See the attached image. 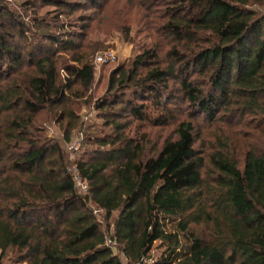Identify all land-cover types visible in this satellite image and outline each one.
<instances>
[{"label":"trees","instance_id":"16d2710c","mask_svg":"<svg viewBox=\"0 0 264 264\" xmlns=\"http://www.w3.org/2000/svg\"><path fill=\"white\" fill-rule=\"evenodd\" d=\"M1 1L0 264L8 253L25 264H264V0L128 2L155 42L94 102L103 136L72 109V88H90L93 66L75 42L85 34L64 28L71 16L98 22L123 0ZM37 3L53 7L48 21ZM88 10L97 15L75 16ZM56 53L78 64L64 81ZM43 110L62 139L41 127ZM133 122L174 124V137L130 135ZM78 129L95 150L70 164Z\"/></svg>","mask_w":264,"mask_h":264},{"label":"rangeland","instance_id":"374dc122","mask_svg":"<svg viewBox=\"0 0 264 264\" xmlns=\"http://www.w3.org/2000/svg\"><path fill=\"white\" fill-rule=\"evenodd\" d=\"M1 1V0H0ZM11 5L12 8L18 9L20 3L23 0H2ZM1 1V2H2ZM132 0H123L125 3L124 6L116 5L112 6L109 9V12L106 11L97 22V18L91 22L90 20H85L80 22L77 18L71 16L67 17L65 31H77L78 33H84L85 36L76 39L75 42L81 44L78 51L85 52L88 57V62L93 66V81L88 90H83L81 84L77 81L73 86V92L71 93L72 109L76 112L79 117V124L90 126V131L95 132L99 136L110 135V128L104 126V122L101 118L98 117V112L94 107V102L105 95L107 90L108 78L119 67L128 66L132 60L139 55L142 50L149 44L155 42L153 33L151 30L145 27V20L142 19L140 13L133 10L128 2ZM155 2L154 4H156ZM120 4V3H119ZM36 14L39 18L46 17L45 21H48L51 14H44L53 9L50 5H44L37 3ZM20 9V8H19ZM22 17L28 19L31 22L30 13L28 11L20 10ZM93 14L94 16L97 13L93 11H77L75 16L87 17ZM142 14V13H141ZM101 17V16H100ZM104 19V20H103ZM71 25V26H70ZM88 26V27H87ZM83 27H86L83 29ZM128 27L130 31L129 35L126 36L122 29ZM53 32L58 31L55 27L51 26ZM113 51L116 53L117 58L109 63L104 65H98L94 62V57L97 53ZM55 59L57 60V69L59 72V77L63 81L66 79L67 74L65 66L72 65L74 68L78 66L76 61H70L67 53H56ZM68 94L70 92L68 91ZM67 94V95H68ZM130 95V94H126ZM188 110L186 109L183 114V108L180 113L177 114L178 117L183 118L186 116ZM182 113V114H181ZM90 114V115H89ZM85 115H88L84 118ZM184 115V116H183ZM41 119V127H44L48 130V133L51 134L56 139H62V131L57 123L55 122V117L53 115V110H43L38 116ZM246 119H250L247 117ZM207 119L205 116L198 118V124L201 125L204 129V134L207 135ZM143 125V126H142ZM246 131L247 128L243 129ZM237 131H240L238 128ZM142 132H147L150 135V140L157 143L159 139L165 137H174V124H171L163 128H149V126L144 124H139L133 122L130 128V135L137 133V136L141 135ZM72 140L69 143H66L65 148L68 153V160L71 163L77 160H88L92 158V152L95 150L93 146H88L84 143V135L82 131L76 130L72 134ZM206 139V136L204 137ZM73 145L74 148L69 147ZM82 145V146H81ZM91 147V148H90ZM197 151L201 152L202 148L199 145V141L196 142ZM98 220L105 225L103 216L99 213ZM18 256L14 253L6 254L3 263L4 264H25V262L18 263Z\"/></svg>","mask_w":264,"mask_h":264},{"label":"built area","instance_id":"2783aa9c","mask_svg":"<svg viewBox=\"0 0 264 264\" xmlns=\"http://www.w3.org/2000/svg\"><path fill=\"white\" fill-rule=\"evenodd\" d=\"M116 58H117V55L115 52L105 51V52L97 53L94 57V62L98 65H104V64H109V63L113 62ZM87 116L88 115H85L84 118H86ZM69 147L74 148L73 145H70ZM68 172L71 173V175L73 177L77 192L80 195L86 194L87 193V182L80 177L76 166L75 165H69L68 166ZM94 213L98 216L100 211H98L97 209H94Z\"/></svg>","mask_w":264,"mask_h":264}]
</instances>
